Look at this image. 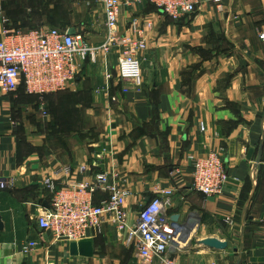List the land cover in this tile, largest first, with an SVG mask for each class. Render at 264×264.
<instances>
[{
  "label": "crops",
  "instance_id": "1",
  "mask_svg": "<svg viewBox=\"0 0 264 264\" xmlns=\"http://www.w3.org/2000/svg\"><path fill=\"white\" fill-rule=\"evenodd\" d=\"M40 28L73 30L97 52L63 92L34 99L22 85L0 86V178L14 180L0 192V264H138L110 222L87 238L91 258L70 256V243L37 228L52 198L45 180L60 187L100 172L129 190V225L159 191L171 192L167 214L185 230L173 264H264V0H222L220 10L200 0L178 19L144 1L122 8L118 35L146 45L132 82L118 76L121 46L98 50L106 26L94 0H0V39ZM209 152H221L230 181L206 198L192 188L187 156ZM92 198L100 205L107 195ZM195 214L197 236L187 228ZM206 238L231 240V250L199 245ZM29 240L37 251L22 254Z\"/></svg>",
  "mask_w": 264,
  "mask_h": 264
},
{
  "label": "built area",
  "instance_id": "2",
  "mask_svg": "<svg viewBox=\"0 0 264 264\" xmlns=\"http://www.w3.org/2000/svg\"><path fill=\"white\" fill-rule=\"evenodd\" d=\"M94 1L104 8L106 26L105 39L98 50L106 56L121 46L117 62L118 76L120 80L132 82L140 78L136 56L138 51L146 49V45L143 39L133 42L118 35V18L122 8L144 1L168 17L178 19L194 13L200 0ZM221 3L222 0H214L218 10ZM2 36L0 86L10 92L22 85L28 95L40 99L72 86L82 64L86 60L94 61L97 52L84 41L81 34L71 35L66 30L56 28L4 30ZM260 38L264 41V31L260 33ZM221 156V152H209L204 157L187 156L192 166V188L206 198L220 195L230 181ZM62 171L68 174L71 168L65 167ZM87 171L84 166L78 169L80 173ZM115 179L114 175L100 172L89 182L67 183L60 187L53 180H45L43 185L52 198L48 208L36 219L38 230L51 233L54 243H77L100 234L104 223L110 222L117 237L124 235L126 243L134 246L138 264H173L169 251L180 245L183 228L167 214L171 192L159 191L141 208L136 222L129 225L125 202L130 192L120 188ZM13 188L14 180L0 178V192ZM96 191L107 195L100 205L93 203L92 197ZM195 221L197 225L194 228L197 229L199 220ZM37 248L38 243L29 240L20 251L30 254Z\"/></svg>",
  "mask_w": 264,
  "mask_h": 264
},
{
  "label": "water",
  "instance_id": "3",
  "mask_svg": "<svg viewBox=\"0 0 264 264\" xmlns=\"http://www.w3.org/2000/svg\"><path fill=\"white\" fill-rule=\"evenodd\" d=\"M69 34L73 35L74 31L69 30ZM47 207V206H46ZM173 221L176 222L177 219L173 218ZM189 229H193L197 222L195 220H191L188 224ZM3 225L0 219V230L2 229ZM199 245L203 246L204 248L210 249L215 252H221L227 249L228 244L225 241L219 240L217 238H206L199 242ZM69 254L70 256H79L83 258H91L93 256V242L91 239L81 240L77 243L72 242L69 245Z\"/></svg>",
  "mask_w": 264,
  "mask_h": 264
},
{
  "label": "rangeland",
  "instance_id": "4",
  "mask_svg": "<svg viewBox=\"0 0 264 264\" xmlns=\"http://www.w3.org/2000/svg\"><path fill=\"white\" fill-rule=\"evenodd\" d=\"M28 97V96H27ZM31 97H33V96H31ZM31 97H28V98H30V99H33V98H31ZM35 99V98H34ZM39 109V108H38ZM39 112V111H38ZM41 112H39V114H40ZM198 216H196V214H195V216H193L192 218L195 220H199L200 221V218L198 217ZM185 230H183L182 232H181V235H182V233L184 232ZM193 234H196V236H197V234H198V230H196ZM210 234H212V232H205L204 234H202V236H208V235H210ZM227 239V238H226ZM224 241H226L227 242V244H228V247H227V249L226 250H228V252L231 250V245L229 244V243H231V240H224Z\"/></svg>",
  "mask_w": 264,
  "mask_h": 264
},
{
  "label": "bare ground",
  "instance_id": "5",
  "mask_svg": "<svg viewBox=\"0 0 264 264\" xmlns=\"http://www.w3.org/2000/svg\"><path fill=\"white\" fill-rule=\"evenodd\" d=\"M197 218H198V217H197ZM195 220H196V219H195ZM195 229H196V228H194L193 231H194ZM193 231H192V232H193Z\"/></svg>",
  "mask_w": 264,
  "mask_h": 264
},
{
  "label": "trees",
  "instance_id": "6",
  "mask_svg": "<svg viewBox=\"0 0 264 264\" xmlns=\"http://www.w3.org/2000/svg\"><path fill=\"white\" fill-rule=\"evenodd\" d=\"M46 96V95H45ZM38 98V97H37Z\"/></svg>",
  "mask_w": 264,
  "mask_h": 264
}]
</instances>
